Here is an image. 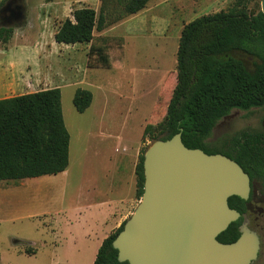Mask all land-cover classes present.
<instances>
[{
	"label": "rangeland",
	"instance_id": "rangeland-1",
	"mask_svg": "<svg viewBox=\"0 0 264 264\" xmlns=\"http://www.w3.org/2000/svg\"><path fill=\"white\" fill-rule=\"evenodd\" d=\"M125 2L5 0L0 5L16 11L13 19L0 20L14 33L3 45L9 44L7 48H0V63L13 58L21 65L23 93L59 88L69 133L64 171L0 180V264L92 263L96 240L90 230L97 222L93 206L132 196L139 202L134 168L152 138L162 135L177 80L176 50L183 26L203 14L229 9L234 0H148L133 14L125 11ZM82 6L102 15L101 30H94L88 43L55 42L56 27ZM245 7L255 13L260 0H246ZM232 54L253 67L254 58L241 51ZM78 87L92 94L83 112L72 104ZM230 115L228 123L212 129L209 146L221 147L243 129L264 131V105L235 109ZM146 124L152 128L143 135ZM248 215L249 227L259 237L251 264H264V212ZM70 234L78 239V251L71 249Z\"/></svg>",
	"mask_w": 264,
	"mask_h": 264
},
{
	"label": "trees",
	"instance_id": "trees-1",
	"mask_svg": "<svg viewBox=\"0 0 264 264\" xmlns=\"http://www.w3.org/2000/svg\"><path fill=\"white\" fill-rule=\"evenodd\" d=\"M5 0H0V5ZM246 0H234L232 7L198 16L186 23L176 50V85L166 108L162 135L168 139L180 132L182 143L205 153H221L236 161L250 181L261 185L264 195V131L243 129L221 147L206 139L215 124L232 110H249L264 105V17L259 10L249 13ZM148 0H126L128 14L141 10ZM103 17L88 6L74 8L55 29L57 43H88L93 31H100ZM11 26H0V45L12 36ZM241 51L254 58L247 68L232 53ZM106 62V61H105ZM92 94L76 88L72 104L83 112ZM152 128L146 124L143 135ZM69 133L61 112L60 90L51 87L0 99V180H20L64 171L68 165ZM144 153V152H143ZM143 153L134 168L136 196L143 191ZM228 206L245 212V200L232 195ZM125 221V220H124ZM124 221L97 248L92 264H128L118 261L112 240ZM242 219L229 223L216 239L223 243L239 235ZM33 254L35 252H26Z\"/></svg>",
	"mask_w": 264,
	"mask_h": 264
},
{
	"label": "water",
	"instance_id": "water-1",
	"mask_svg": "<svg viewBox=\"0 0 264 264\" xmlns=\"http://www.w3.org/2000/svg\"><path fill=\"white\" fill-rule=\"evenodd\" d=\"M260 11L264 17V0ZM142 166V195L112 240L118 261L251 264L256 259L257 233L249 227L247 215L227 203L232 195L246 200L250 192V178L236 161L188 148L176 132L151 142ZM239 217L238 237L229 243L218 241L216 236Z\"/></svg>",
	"mask_w": 264,
	"mask_h": 264
},
{
	"label": "crops",
	"instance_id": "crops-1",
	"mask_svg": "<svg viewBox=\"0 0 264 264\" xmlns=\"http://www.w3.org/2000/svg\"><path fill=\"white\" fill-rule=\"evenodd\" d=\"M8 45L9 44H7V46ZM7 46H0V48L6 49ZM17 46L18 45H15L14 47L17 48ZM18 65L19 64L16 61H13V58L0 63V99L21 93L23 94L25 77L20 73L21 65ZM29 92L33 91L29 90ZM125 157H129L128 154L123 158ZM135 206L136 203L133 196L126 199V201L122 199H111L96 203L95 206H93L94 210L97 212V222L94 226L92 225L90 230L96 240L93 246L94 257L101 241L129 217ZM74 223H76V221ZM77 241L78 239L75 235H69V243L71 244L70 246L73 251L79 250V244Z\"/></svg>",
	"mask_w": 264,
	"mask_h": 264
},
{
	"label": "flooded vegetation",
	"instance_id": "flooded-vegetation-1",
	"mask_svg": "<svg viewBox=\"0 0 264 264\" xmlns=\"http://www.w3.org/2000/svg\"><path fill=\"white\" fill-rule=\"evenodd\" d=\"M16 11L13 8H0V20L8 21L14 17ZM230 121V116L223 117L219 123H216L213 129L216 126L223 125ZM257 211L258 215H262L264 212V195L261 192V185L256 181H250V192L248 198L245 200V214L249 218V212ZM243 214V212L241 213ZM242 219V217H241ZM242 222V221H241ZM250 224V218H249Z\"/></svg>",
	"mask_w": 264,
	"mask_h": 264
}]
</instances>
